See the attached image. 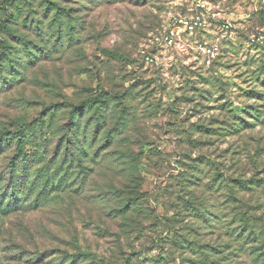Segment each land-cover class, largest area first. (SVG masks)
<instances>
[{"label":"rangeland","instance_id":"obj_1","mask_svg":"<svg viewBox=\"0 0 264 264\" xmlns=\"http://www.w3.org/2000/svg\"><path fill=\"white\" fill-rule=\"evenodd\" d=\"M58 1L74 9L72 43L51 40L58 50L14 83L0 76V132L26 123L45 135L33 167L55 174L25 205L0 210V264H251L230 238V187L209 182L264 171V119H251L264 113V0H206L204 25L170 47L155 37L190 0ZM12 11L0 8V38L16 44L1 30ZM100 92L120 100L123 127L110 116L92 143L86 125L82 159L56 162L62 129L73 140L86 119L68 125L71 110ZM205 199L202 218L192 204Z\"/></svg>","mask_w":264,"mask_h":264},{"label":"trees","instance_id":"obj_2","mask_svg":"<svg viewBox=\"0 0 264 264\" xmlns=\"http://www.w3.org/2000/svg\"><path fill=\"white\" fill-rule=\"evenodd\" d=\"M33 1H1V9L10 8L14 11L10 14L11 17L9 16L10 18L5 20L6 23L2 25L3 29L1 30L6 35L13 37L16 44H20L18 46L10 43L6 38H0V76L7 77L8 84L14 83L22 70L34 64L38 57H48L56 51L57 44L56 42H50L51 40L53 41L55 38L59 40L58 49H64L73 40L71 33H73L72 29L76 25L72 21L74 19V9L72 7L61 6L58 0H40L38 5L41 7V16H39L37 10L32 8L34 6ZM71 1L73 2V0ZM29 35H34V39L39 38L42 40L41 43L34 42V39L30 41L28 39ZM10 86L7 85V87ZM116 97L110 96L106 92H100L87 97L71 110L68 125L72 123L73 118L79 124L78 114L80 117H82V114H87L86 119L83 122L82 130H77L73 140L69 136L70 128L69 130L67 127L62 129L64 139L60 143L61 158L56 162L61 160L59 163L64 165L66 160L70 156L72 157L74 153L77 154L80 160L82 159L83 153H86V151H82V140L85 138L86 125H91L93 136L90 142L92 141V143H94L93 139L96 138V133L102 129L110 116L116 119L115 124L124 125L125 117L120 113V109L116 108V104L120 102ZM54 112L55 106L49 105L48 113L50 116ZM251 113H253L251 119L263 121V112L252 110ZM29 126L25 123L21 124L18 131L7 129L0 132V210L5 214L25 205L35 188L51 182V179L55 177V174L48 170L44 171L33 167L45 159L44 151L41 150L43 147L41 146L45 145L44 142L48 138L42 135L37 139L36 134L30 136ZM121 127L117 130H120ZM107 133L106 140L109 141L114 133L112 131ZM72 142H78V144H73L78 152H75L72 146H69ZM8 150L10 152L5 156L6 162L2 161L1 155ZM209 184H211L210 187L219 191L222 190L224 185L230 187L232 204L229 220L230 238L235 241L236 250L240 247L243 248L251 264H264V171H256L246 177L222 178L215 176V180L210 181ZM58 187L63 188L64 184ZM240 194H246L249 198L243 200ZM40 195L41 193L33 199L36 204L44 200L43 196L41 198ZM203 202V208L193 206V204L192 207L200 217L205 218L208 211L206 199ZM66 254L68 253L66 252ZM215 263H219V261Z\"/></svg>","mask_w":264,"mask_h":264},{"label":"built area","instance_id":"obj_3","mask_svg":"<svg viewBox=\"0 0 264 264\" xmlns=\"http://www.w3.org/2000/svg\"><path fill=\"white\" fill-rule=\"evenodd\" d=\"M206 0H190L189 13L171 14L159 35L155 37L154 43L158 47H170L177 44L184 33L192 34L204 25V16L208 10ZM209 59L216 54L215 46L204 45ZM146 60L152 61V57L146 56Z\"/></svg>","mask_w":264,"mask_h":264}]
</instances>
